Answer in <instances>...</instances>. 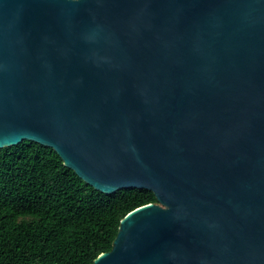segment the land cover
<instances>
[{
  "label": "water",
  "instance_id": "obj_1",
  "mask_svg": "<svg viewBox=\"0 0 264 264\" xmlns=\"http://www.w3.org/2000/svg\"><path fill=\"white\" fill-rule=\"evenodd\" d=\"M24 141L155 194L93 264H264V0H0V149Z\"/></svg>",
  "mask_w": 264,
  "mask_h": 264
},
{
  "label": "trees",
  "instance_id": "obj_2",
  "mask_svg": "<svg viewBox=\"0 0 264 264\" xmlns=\"http://www.w3.org/2000/svg\"><path fill=\"white\" fill-rule=\"evenodd\" d=\"M146 189L105 194L33 141L0 149V264H93L121 220L157 203Z\"/></svg>",
  "mask_w": 264,
  "mask_h": 264
}]
</instances>
